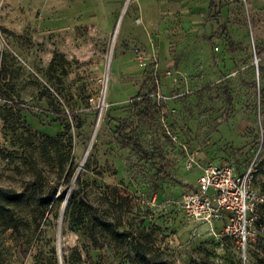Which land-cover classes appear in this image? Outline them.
<instances>
[{"label":"rangeland","instance_id":"rangeland-1","mask_svg":"<svg viewBox=\"0 0 264 264\" xmlns=\"http://www.w3.org/2000/svg\"><path fill=\"white\" fill-rule=\"evenodd\" d=\"M252 162L264 194V0H0V264H264L181 203Z\"/></svg>","mask_w":264,"mask_h":264},{"label":"built area","instance_id":"built-area-1","mask_svg":"<svg viewBox=\"0 0 264 264\" xmlns=\"http://www.w3.org/2000/svg\"><path fill=\"white\" fill-rule=\"evenodd\" d=\"M255 172V162L244 171L228 163L207 164L194 188L183 193L185 213L197 221L223 222L222 233L235 238L245 252L260 231L258 205L264 202V194L254 187Z\"/></svg>","mask_w":264,"mask_h":264},{"label":"trees","instance_id":"trees-1","mask_svg":"<svg viewBox=\"0 0 264 264\" xmlns=\"http://www.w3.org/2000/svg\"><path fill=\"white\" fill-rule=\"evenodd\" d=\"M230 100H231V98H230ZM113 120H114L115 127L116 128H120L121 127V123H122L121 119H119L117 117H114ZM128 143L134 144L139 150L143 149L141 143H139L137 140H133L131 138V139H129ZM0 194H2L4 196H8V198H10V199H12V198L15 199V198H18L20 196V194L17 193L16 191H13L12 189H7V188H4V187H0ZM76 194H77V190L72 189L71 195L68 198V209H70L71 207L73 209V207L77 204ZM52 196H53V194H52ZM57 198H60L61 200H64L65 199V195H59V196H57ZM80 208H81V206H80ZM258 214H259V219L257 220L256 224H257V226H258V228L260 230L259 233H258V236H259V234L264 233V202L260 203L258 205ZM90 215L93 218L99 220L101 223H104V224L109 225V226L113 225V223L111 221L105 219L101 215H98V213H97V211L95 209L91 210ZM262 227H263V229H262ZM125 234H130V233H125ZM136 253L138 254V256H139V258H140V260H141V262L143 264H168L167 260L157 259L155 257L148 256L147 253L144 250L143 245L141 243L139 244L138 250L136 251Z\"/></svg>","mask_w":264,"mask_h":264},{"label":"bare ground","instance_id":"bare-ground-1","mask_svg":"<svg viewBox=\"0 0 264 264\" xmlns=\"http://www.w3.org/2000/svg\"><path fill=\"white\" fill-rule=\"evenodd\" d=\"M119 27V26H118ZM116 37V36H115ZM100 121V120H99Z\"/></svg>","mask_w":264,"mask_h":264}]
</instances>
